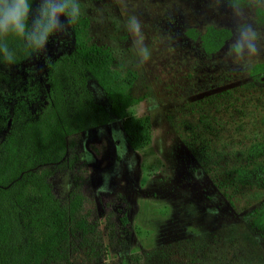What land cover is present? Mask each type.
<instances>
[{"label":"rangeland","instance_id":"obj_1","mask_svg":"<svg viewBox=\"0 0 264 264\" xmlns=\"http://www.w3.org/2000/svg\"><path fill=\"white\" fill-rule=\"evenodd\" d=\"M41 4L38 0L34 14ZM76 4L91 21L93 41L111 49L115 68L138 74L130 94L142 102L127 109L125 120L147 116L151 124L150 145L137 151L125 143L123 120L79 134L88 154L84 194L102 233L109 210L118 218L127 217L125 226L119 222L108 264H131L132 255L140 256L138 264H264V239L249 227L250 213L257 200L264 201V192L244 191L230 204L193 153L200 143H186L174 128L188 134L197 117L189 106L230 90L229 106L223 103L217 113L206 106L222 123L206 134L211 151L230 158L264 132L260 113L264 72H255L256 65L264 64V0H77ZM133 20L139 23L138 33ZM61 23L62 18L40 54L19 67L0 64L3 93L12 95L30 79L43 82L44 59L69 49ZM209 26L231 32L213 54H206L199 37H193ZM244 30L255 34V53L246 45L240 52L234 50ZM90 87L97 96L95 85ZM72 175L57 174L55 189L60 196H67ZM238 233L249 234L254 242L245 246L237 262L220 260Z\"/></svg>","mask_w":264,"mask_h":264},{"label":"trees","instance_id":"obj_2","mask_svg":"<svg viewBox=\"0 0 264 264\" xmlns=\"http://www.w3.org/2000/svg\"><path fill=\"white\" fill-rule=\"evenodd\" d=\"M29 2L34 14L38 0ZM47 2L51 0H42V4ZM60 17L69 49L44 59L43 82L30 79L12 95L0 89V264H108L106 257L118 240L119 222L125 226L127 217L118 218L109 210L102 233L91 200L84 194L89 183L88 154L79 134L123 120L121 129L131 150L143 149L152 140L147 116L125 120L127 109L142 102L130 94L138 74L115 68L111 49L93 41L88 17L81 13L75 21L67 15ZM34 27L30 15L23 37L0 36V64L19 67L40 54L55 30L36 45L30 38ZM193 37H199L206 54H213L231 32L209 26ZM255 72H264V64L256 65ZM90 84L95 85L97 96ZM231 97L226 90L190 105L197 115L195 124L189 126L188 134L174 128L186 143H200V148L193 149L200 166L233 204L244 191L264 192V132L230 158L211 151L206 134L222 124L217 107L229 106ZM260 113L264 123V111ZM66 171L73 173L72 184L62 197L55 180ZM257 201L249 227L264 239V201ZM251 241L247 233L235 234L220 258L237 262ZM139 259L132 255L130 263L138 264Z\"/></svg>","mask_w":264,"mask_h":264},{"label":"clouds","instance_id":"obj_3","mask_svg":"<svg viewBox=\"0 0 264 264\" xmlns=\"http://www.w3.org/2000/svg\"><path fill=\"white\" fill-rule=\"evenodd\" d=\"M79 11L80 6L75 0H51L42 4L35 14H32L29 0H0V36L14 34L23 37L28 29L29 16L32 15L35 27L30 38L34 44L40 45L60 25L61 15H67L71 21H75ZM132 23L138 33L139 23L135 20ZM254 39V33L248 30L241 31L234 50L240 52L246 45L250 52L255 53L256 48L252 43ZM143 51L146 58L147 50ZM8 60H11V56H8Z\"/></svg>","mask_w":264,"mask_h":264},{"label":"water","instance_id":"obj_4","mask_svg":"<svg viewBox=\"0 0 264 264\" xmlns=\"http://www.w3.org/2000/svg\"><path fill=\"white\" fill-rule=\"evenodd\" d=\"M61 17H59V20H60ZM9 125H10V120L8 121V128H9ZM8 130V129H7Z\"/></svg>","mask_w":264,"mask_h":264}]
</instances>
